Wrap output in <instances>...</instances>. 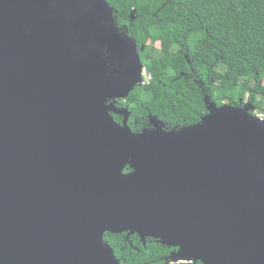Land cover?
<instances>
[{"label": "water", "instance_id": "water-1", "mask_svg": "<svg viewBox=\"0 0 264 264\" xmlns=\"http://www.w3.org/2000/svg\"><path fill=\"white\" fill-rule=\"evenodd\" d=\"M112 17L0 0V264H120L105 234L126 231L171 260L264 264V119L211 101L194 126L133 131L115 100L144 63Z\"/></svg>", "mask_w": 264, "mask_h": 264}, {"label": "trees", "instance_id": "trees-1", "mask_svg": "<svg viewBox=\"0 0 264 264\" xmlns=\"http://www.w3.org/2000/svg\"><path fill=\"white\" fill-rule=\"evenodd\" d=\"M108 3L115 25L136 40L142 62L153 76L150 84L138 86L122 100L121 105L133 112L129 124L134 131L152 129L150 115L168 130L194 126L208 113L211 101L244 106L247 97L254 112L264 111V0ZM157 41L160 48L154 45ZM122 235L105 234L116 252H125ZM137 247V264L170 253L155 241H148L147 247L138 241ZM163 259L160 264H165Z\"/></svg>", "mask_w": 264, "mask_h": 264}, {"label": "flooded vegetation", "instance_id": "flooded-vegetation-1", "mask_svg": "<svg viewBox=\"0 0 264 264\" xmlns=\"http://www.w3.org/2000/svg\"><path fill=\"white\" fill-rule=\"evenodd\" d=\"M112 19H113V23H114V13H113ZM138 49H139V47H138ZM140 50H141V48H140ZM138 86L141 87L142 85H137L135 88H137ZM126 98H122V99L115 100V104H116V106H117L118 109L119 108H126V107H128V109H129V115H128V121L127 122H128V125L131 127V125L129 124V120H130L131 116L133 115V112H132V110L130 109V107L128 105H121L122 100L126 101ZM111 114L113 115V117L115 118V120L117 122H119V123H123L124 122L125 116L122 115L121 113H119L117 111H111ZM115 115H116V117H115ZM150 121H151V116H150ZM153 127H154V125H153ZM131 129H132V127H131ZM126 169H130V170H127L126 171ZM131 170H132V168L130 166H127L125 168V172H129ZM118 234H123L119 238V240L122 243V246H121L122 248L121 249L123 251H125V252H122L121 250L119 252H116L115 251L120 264H137V250H138L137 242L138 241H139V243L141 242L145 247H147L148 241H150V242L155 241L157 244L158 243L163 244V243L159 242L157 239L152 238V237H147L145 240H143L139 236V234H138L139 237H137V232L136 233H131L129 231H126V232H122V233H118ZM163 245H165V244H163ZM165 246H167V245H165ZM166 249L170 252L169 254H167L165 256L164 255L163 256H161V255H154L156 259L155 258H152L150 260L144 261V262L139 263V264H160L159 262L162 261L161 260L162 257H164L163 261L165 262V264H171L170 262L172 260L170 259V255L174 251H176L178 248L167 246ZM193 262H195V261H193Z\"/></svg>", "mask_w": 264, "mask_h": 264}, {"label": "built area", "instance_id": "built-area-1", "mask_svg": "<svg viewBox=\"0 0 264 264\" xmlns=\"http://www.w3.org/2000/svg\"><path fill=\"white\" fill-rule=\"evenodd\" d=\"M143 82L142 85H147L151 83L153 76L148 72L147 67L144 65L143 67V74H142ZM255 114L264 119V111L263 112H255ZM194 260L189 259H179V260H172L171 264H192Z\"/></svg>", "mask_w": 264, "mask_h": 264}, {"label": "rangeland", "instance_id": "rangeland-1", "mask_svg": "<svg viewBox=\"0 0 264 264\" xmlns=\"http://www.w3.org/2000/svg\"><path fill=\"white\" fill-rule=\"evenodd\" d=\"M199 35H200V33H198V37H199ZM194 44H195V42L192 43V45H194ZM154 45H155L157 48H160V47H161V44H160L159 41L155 42ZM241 80L244 81V79H241ZM218 84H220V85L222 86L224 83H223V82H219ZM249 85H253V82L250 81ZM246 103H248L247 97H246ZM257 112H259V111L257 110ZM253 113H254V111H253ZM254 114H255V113H254Z\"/></svg>", "mask_w": 264, "mask_h": 264}, {"label": "clouds", "instance_id": "clouds-1", "mask_svg": "<svg viewBox=\"0 0 264 264\" xmlns=\"http://www.w3.org/2000/svg\"><path fill=\"white\" fill-rule=\"evenodd\" d=\"M254 113H255V112H254ZM254 113H253V114H254ZM255 115H256V114H255ZM256 116H257V115H256Z\"/></svg>", "mask_w": 264, "mask_h": 264}]
</instances>
